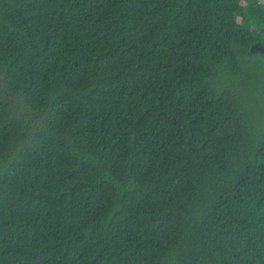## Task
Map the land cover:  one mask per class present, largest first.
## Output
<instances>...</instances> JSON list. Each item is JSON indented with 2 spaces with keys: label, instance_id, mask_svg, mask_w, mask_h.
Here are the masks:
<instances>
[{
  "label": "trees",
  "instance_id": "1",
  "mask_svg": "<svg viewBox=\"0 0 264 264\" xmlns=\"http://www.w3.org/2000/svg\"><path fill=\"white\" fill-rule=\"evenodd\" d=\"M262 46L259 0H0V264H264Z\"/></svg>",
  "mask_w": 264,
  "mask_h": 264
},
{
  "label": "rangeland",
  "instance_id": "2",
  "mask_svg": "<svg viewBox=\"0 0 264 264\" xmlns=\"http://www.w3.org/2000/svg\"><path fill=\"white\" fill-rule=\"evenodd\" d=\"M243 17V15L242 14H239L237 17L235 16L234 17V20L236 21H238V20H240L241 18Z\"/></svg>",
  "mask_w": 264,
  "mask_h": 264
},
{
  "label": "water",
  "instance_id": "3",
  "mask_svg": "<svg viewBox=\"0 0 264 264\" xmlns=\"http://www.w3.org/2000/svg\"><path fill=\"white\" fill-rule=\"evenodd\" d=\"M263 5H264V0H259ZM256 46H258V45H256ZM262 47H264V46H262Z\"/></svg>",
  "mask_w": 264,
  "mask_h": 264
}]
</instances>
